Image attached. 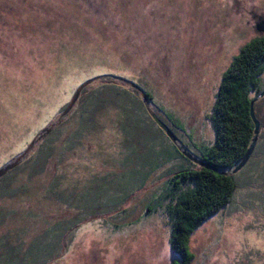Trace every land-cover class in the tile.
Masks as SVG:
<instances>
[{
    "label": "rangeland",
    "instance_id": "374dc122",
    "mask_svg": "<svg viewBox=\"0 0 264 264\" xmlns=\"http://www.w3.org/2000/svg\"><path fill=\"white\" fill-rule=\"evenodd\" d=\"M261 20L264 0H0V169L60 118L80 87L92 92L112 78L153 96L151 111L170 125L180 124L181 148L188 142L213 145L210 116L222 76L260 36ZM115 113L113 106L102 111L101 128L63 163L53 162L42 175L19 171L24 190L0 201L2 211L11 212L0 224V257H11L18 244L27 246L55 224L77 222L80 214L82 223L62 234L63 254L52 264L177 260L161 195L181 160L154 168L145 186L129 191L150 172L144 164L155 165L166 153L151 149L148 139L147 149L134 139L135 155L128 154ZM260 113L264 116V102ZM139 117L129 121L135 124ZM77 118L71 120L78 126ZM130 128L131 137L148 133L143 124ZM253 164L241 175L253 183L191 237L193 264H264V174L258 175L264 163ZM61 176L75 195L48 199L53 179ZM93 189L96 201L86 194ZM79 193L74 205L72 196Z\"/></svg>",
    "mask_w": 264,
    "mask_h": 264
},
{
    "label": "trees",
    "instance_id": "16d2710c",
    "mask_svg": "<svg viewBox=\"0 0 264 264\" xmlns=\"http://www.w3.org/2000/svg\"><path fill=\"white\" fill-rule=\"evenodd\" d=\"M112 79L114 81L110 79L92 92L87 90L86 85L80 87L78 89L80 92L77 91L71 102L61 111L60 118L41 129L28 149L19 154L14 162L3 167L18 163L0 178V201L13 196L15 198L19 190L20 192L24 190L18 184L20 170L30 171L31 175H42L53 162H56V166L57 163H63L82 145L83 139L98 132L97 129L100 127L98 120L102 117L100 113L107 107L113 106L116 110L113 122L121 129L124 149L128 154L135 155L134 139L141 141L140 145L145 149L148 139L151 149L159 147L166 153L162 158L153 154L154 157L159 158L158 162L155 165L144 164L151 169L150 172H147L135 187L128 186L129 191L145 186L154 168L162 166L167 161L181 160L182 165L171 173L172 176L161 196L167 202L165 211L171 227L170 245L173 254L177 257V260L171 264H193L195 259L191 251L193 234L217 214L229 210L235 204V197L240 188L253 183L250 177L241 179V175L249 166H253L255 161L261 163L263 160L264 163V116L260 113L264 98L256 101L264 93V35L247 43L222 76L210 116L216 139L209 147H200L188 142L186 148H181L179 144L182 141L178 135L181 130L180 124L173 122L170 125L160 115L151 111L149 103L153 102V96L139 86L123 83V79ZM143 94L147 96V100L144 99ZM106 95L112 96L110 97L112 100L108 101ZM122 100H125L124 104L121 103ZM72 101H74L73 105ZM75 104L77 106L74 108ZM252 105H254L255 117L260 123L258 135L255 134L256 126L251 116ZM75 116L80 122L78 126L71 120ZM154 116L168 127L172 137L156 124ZM137 117L140 120L135 124L129 121L130 118ZM137 124H143V129L148 131L145 136L131 137L130 127H135ZM256 136L257 143L249 160L238 172H235L243 163ZM167 143L169 146L165 145ZM143 157L144 155L139 156L138 160ZM125 162L131 163L128 156L125 157ZM136 170H138L137 166L132 170L131 175ZM262 174L264 169L258 174L259 177ZM258 180L260 179L257 178L255 183ZM64 184V176L53 179L52 186L47 190L48 199L67 201L71 195H75L74 189L71 191L65 189ZM95 191L92 195L90 190L86 192L88 197L95 198L94 201L98 196ZM72 197L74 205L75 202L80 201V193L77 198ZM118 203L120 201L114 204ZM77 207L76 205L75 208ZM2 210L0 208V224L8 221V215L11 213ZM77 212L79 213L78 210ZM146 212L151 213L150 208ZM82 219L79 214L77 222L63 221L62 223L66 224L63 230L58 229L62 224L58 223L27 246L25 243L18 244L20 250L18 247L13 249L14 255L11 257L8 254L1 256L0 264H52L63 254L60 245L62 234L69 231L71 233L82 223L80 221Z\"/></svg>",
    "mask_w": 264,
    "mask_h": 264
},
{
    "label": "water",
    "instance_id": "95a60500",
    "mask_svg": "<svg viewBox=\"0 0 264 264\" xmlns=\"http://www.w3.org/2000/svg\"><path fill=\"white\" fill-rule=\"evenodd\" d=\"M144 96V99L145 100H147V96L145 95V94H143ZM261 98H264V93L256 100L257 102H258V100L259 99H261ZM255 101V102H256ZM74 104V101H72V105ZM72 105H71V107H72ZM70 107V108H71ZM251 116H252V119H253V121H254V123H255V126H256V130H255V134L256 135H258V133H259V128H260V123H259V121L256 119V117H255V113H254V105H252L251 106ZM153 119H154V121L156 122V124L169 136V137H172V134L170 133V130L168 129V127L164 124V123H162L156 116H154L153 117ZM257 139H258V137L256 136V138L254 139V141H253V143H252V145H251V147H250V149L248 150V153H247V155H246V157H245V159L243 160V163L240 165V167L235 171V172H238L245 164H246V162L249 160V158H250V155H251V153L253 152V150H254V147H255V145H256V143H257ZM18 163H15V164H12L11 166H8V167H5V168H3L2 170H0V178L2 177V176H4L6 173H7V171L9 170V169H11L13 166H16Z\"/></svg>",
    "mask_w": 264,
    "mask_h": 264
},
{
    "label": "flooded vegetation",
    "instance_id": "af4514ba",
    "mask_svg": "<svg viewBox=\"0 0 264 264\" xmlns=\"http://www.w3.org/2000/svg\"><path fill=\"white\" fill-rule=\"evenodd\" d=\"M257 29L259 31L260 36L264 35V21L263 20H261V22L258 24Z\"/></svg>",
    "mask_w": 264,
    "mask_h": 264
}]
</instances>
